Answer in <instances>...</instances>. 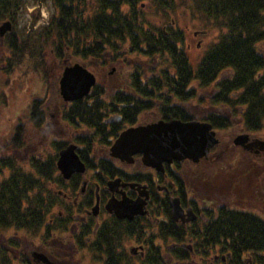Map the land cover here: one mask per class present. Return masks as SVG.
<instances>
[{
    "label": "flooded vegetation",
    "instance_id": "flooded-vegetation-1",
    "mask_svg": "<svg viewBox=\"0 0 264 264\" xmlns=\"http://www.w3.org/2000/svg\"><path fill=\"white\" fill-rule=\"evenodd\" d=\"M141 6L143 9L145 4ZM149 24L155 45L144 55L150 60L141 66L131 67V58L127 60L131 54L140 61L138 47L124 48L122 53L106 49L98 58L83 53L66 55L56 59L62 70L77 63L93 75L94 84L87 94L64 100L57 86L55 97H48L45 104L47 92L39 91L30 98L25 118L17 123L21 127L18 141L25 145V161L17 170L33 174L29 166L33 153L41 161L54 157L55 170L51 178L40 174L33 179L38 188L37 205L30 201L31 214L22 215L26 225L7 227L11 229L7 237L0 234V264H264L263 249L237 244V216L231 214L257 216L264 224L263 138L246 131L239 134L247 135L246 141L239 145L232 142L262 162L259 177L250 170L244 177L235 173L234 179H242L239 185L226 178V172H231L218 162L227 150L213 153L218 141L195 161L183 158L152 166L144 164L138 153L128 161L111 154L110 147L126 129L170 119L209 122V116L227 118L220 115L221 110L231 105L225 102L219 108L206 101L207 108H200L199 116L193 113L198 109L184 105L189 95L196 94L194 86L184 85V59L189 63L185 52L202 44L198 35L205 30L184 31L174 27L173 20L167 27L162 21ZM10 34L11 27L0 44ZM44 63L47 65L46 60ZM56 97L52 112L46 111ZM34 102L36 113L30 111ZM235 107L241 109L238 104ZM184 111L188 119L181 116ZM28 125L29 136L37 140L30 148ZM51 135L52 151H38ZM66 148L72 149L78 163L63 177L56 161ZM3 154L1 173L5 170L9 175L13 168ZM201 162L206 163L210 177L199 168ZM34 184L28 188L34 189Z\"/></svg>",
    "mask_w": 264,
    "mask_h": 264
},
{
    "label": "trees",
    "instance_id": "trees-1",
    "mask_svg": "<svg viewBox=\"0 0 264 264\" xmlns=\"http://www.w3.org/2000/svg\"><path fill=\"white\" fill-rule=\"evenodd\" d=\"M42 1H48L55 14H51L50 21L41 28V43H37L39 46L48 45V52L55 59L79 53L98 58L106 49L122 53L125 52L124 48L133 50L137 47L141 54L149 55L151 46L155 45L152 27L142 17V9L139 7L141 3L145 4L144 0H88L92 6L89 11L84 9L87 0H0V22L8 20L12 23L19 10L25 9L27 4ZM146 1L155 12L163 14L172 9L174 4V0ZM195 1L197 8L217 26L218 34L196 67L192 68L184 59V85L206 86L215 83L217 89L213 101L236 103L243 108L240 116L244 129H264V52L257 46L264 41V0ZM123 5L125 8H122ZM10 35L3 41L9 50L8 55L0 60V71L9 72L11 67H20L24 56H33L37 63L42 61V55L33 50L31 45L27 42L19 43L12 33ZM138 42L139 46L136 44ZM38 66L34 65V68L38 69ZM223 70L226 73L218 80ZM30 111L36 113L35 102ZM183 115L184 119H188L187 112L184 111ZM209 117L214 128L226 124L224 117ZM20 135L21 127L17 125L4 147H17ZM1 159L0 175L4 166V160ZM9 163L7 165L13 170L6 179L0 181V229L26 225L22 215L31 214L28 210L30 201L37 205L38 188L33 179H37L40 174L46 179L51 178L55 170L54 157L43 161L37 157L30 158L29 166L33 174L20 172L17 170L18 165L13 166L12 161ZM31 182L35 183L34 189L28 188ZM44 192L50 196L48 189L45 188ZM231 214L237 216L234 223V228L240 233L236 239L237 244L264 251L262 221L246 213Z\"/></svg>",
    "mask_w": 264,
    "mask_h": 264
},
{
    "label": "rangeland",
    "instance_id": "rangeland-1",
    "mask_svg": "<svg viewBox=\"0 0 264 264\" xmlns=\"http://www.w3.org/2000/svg\"><path fill=\"white\" fill-rule=\"evenodd\" d=\"M145 6L142 9V17L149 22V23H159L160 21L167 27L170 24V21L173 20L174 27H179L180 29L185 28L190 30H205L204 34L198 35V38L202 39V44L196 48L191 46V48L185 52L190 66L192 68L196 67L198 60L201 59L204 52L208 49L211 45V42L217 38L218 29L217 26L204 15L198 7L197 2L195 0H174V4L172 9H168L167 13L163 14L162 12H155L151 8V4L147 3L144 0ZM92 7L90 5V1L87 0L84 9L89 11V8ZM125 8V5L122 6ZM51 14H55V11L52 8V5L48 1H42L38 3H29L26 5L25 9L19 10L15 20L11 23V33L13 34L14 38L20 42H27L28 45L33 47V50L39 52L42 55V61L37 63V60L33 58V56L28 57L24 56L22 64L20 67L14 66L15 68L10 69L9 72L0 71V153L4 152L3 156L6 157L7 161H12L13 166L18 165L22 167L25 159H23L24 152V144H18L16 149H6L5 143H7L8 139L11 137L13 133L14 127L17 125L18 122L22 121V118H25L24 109L30 101V98L35 95L37 92H47L44 95L43 104L47 102L48 97L54 96L57 93V79L61 72V67H59V61H57L51 53H49V46L43 45L39 46L37 42H39V38L42 34L41 28L45 26L49 21ZM150 25V24H149ZM150 27H153L150 25ZM28 38V39H27ZM41 43V42H39ZM43 44V43H42ZM257 46L262 48L261 52H264V41H261L257 44ZM257 47V49H258ZM8 46L4 45L3 42L0 44V60L2 61L6 55H8ZM9 49V48H8ZM128 58H131L128 62L130 63L129 66L134 67L137 64L145 63L146 60L145 56L139 52V60L132 59L131 54H127ZM39 60V58H38ZM44 60L47 61V65H45ZM34 65H39L37 68H34ZM113 65V64H112ZM106 70H108V66H106ZM130 68V67H129ZM89 70H92L89 68ZM116 70L120 73L122 72L121 69ZM44 71V73H43ZM124 71V69H123ZM94 72V71H93ZM96 72V71H95ZM226 71L223 70L219 73L220 76L225 74ZM96 74V73H95ZM101 74L98 75V79L100 80ZM193 84V83H192ZM215 84H208L206 86H197L193 85L196 88V94L189 95L184 101V105L186 108L190 110L198 109V111L193 112L195 115L199 116L202 111L200 108L205 106L207 108V102H210L214 106L222 108L221 103L223 102H215L213 101V94L216 92L214 89ZM42 93V94H43ZM210 93V94H209ZM41 94V95H42ZM210 95V96H209ZM184 97H186L184 95ZM234 98V96L232 97ZM236 99V98H234ZM57 101L52 98L50 105H47L46 111L52 112L53 104ZM59 101V100H58ZM221 101V100H220ZM209 103V104H210ZM237 104H231L229 109L225 108L221 110V116H227L226 124L222 127L214 128L216 132V137L218 139L217 145L213 148V153L219 151L220 149H226L227 152L221 158L222 160H218L221 164V167H224L225 171H230L233 176H230L229 172H226V178H232V182L239 185L240 181H237V178L234 179V174L243 173L242 177H244L245 172L254 173L255 176L259 177V169L262 166V162L258 163V158H254L251 154L240 148L239 146H234L232 141L234 137L242 132H246L247 129H244L243 125L240 123L242 119L240 116L241 110L236 108ZM235 107V108H234ZM29 126V125H28ZM31 132V126L28 127V147L35 146L36 139H31L29 134ZM252 132L255 136L264 139V129H257ZM35 134L38 136L39 140V133L34 131ZM52 134V132H49ZM52 135L48 138L49 142L41 146L43 153H50L52 151L54 145L51 141ZM2 149V150H1ZM45 149L49 152H45ZM245 151V152H244ZM15 153V154H14ZM41 153V154H43ZM13 155V156H12ZM17 155V156H16ZM27 155V154H26ZM10 156V158H8ZM36 156V153L30 154V157ZM260 156V155H259ZM12 157V158H11ZM261 160V159H260ZM204 165L205 162H201L199 168L204 172L211 176V172H209ZM261 165V166H260ZM254 166V167H253ZM238 167L239 170L236 168ZM248 172L247 174H249ZM7 172L4 170V176L0 175V181L7 178ZM237 177V176H236ZM213 181V179L211 178ZM211 181V182H212ZM214 182V181H213ZM255 184V182L253 183ZM236 199L235 201H237ZM252 210L258 216L260 213ZM3 237H7L11 233V229H0Z\"/></svg>",
    "mask_w": 264,
    "mask_h": 264
},
{
    "label": "water",
    "instance_id": "water-1",
    "mask_svg": "<svg viewBox=\"0 0 264 264\" xmlns=\"http://www.w3.org/2000/svg\"><path fill=\"white\" fill-rule=\"evenodd\" d=\"M9 30L8 21L0 23V38ZM93 84V75L74 63L63 68L58 89L64 100H74L86 95ZM246 138V135H237L233 143L242 144ZM216 143L215 133L209 123L170 119L126 129L118 135L110 151L112 155L125 161L138 153L144 164L153 166L183 158L195 161L205 156ZM250 146L251 144L248 145ZM76 163L78 161L72 149L66 148L59 153L56 167L63 177H68Z\"/></svg>",
    "mask_w": 264,
    "mask_h": 264
}]
</instances>
